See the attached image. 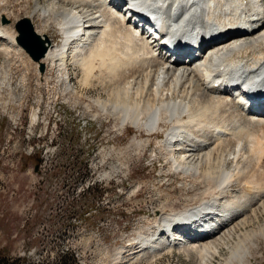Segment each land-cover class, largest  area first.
Here are the masks:
<instances>
[{
	"label": "bare ground",
	"instance_id": "1",
	"mask_svg": "<svg viewBox=\"0 0 264 264\" xmlns=\"http://www.w3.org/2000/svg\"><path fill=\"white\" fill-rule=\"evenodd\" d=\"M30 1L31 11L17 25L27 21L41 39L52 25L63 38L59 45L44 39L48 49L34 62L36 67L47 64L62 72L66 90L71 89L70 76H74L70 69H77L81 87L101 88L105 95L93 103L95 113L114 117L121 127L128 124L148 137L157 136L162 125H170L160 141L166 147L168 168L206 187L203 196L209 200L204 197L197 206L177 212H158L146 234L138 236L139 247L129 253L127 262L165 249H187V256L195 253V264H213L223 257V250L229 256L222 264H248L253 241L264 238L263 221V227L253 229L264 220V110L243 115L239 101L230 99L226 88L208 85L204 75L239 83L252 71L264 72V0H135L144 11L168 5L175 39L189 42L204 37V55L194 63L187 62L191 53L183 44L177 47L178 56L186 55L183 60L156 49L111 6L120 0H87L90 10L81 7L85 0ZM1 12L0 50L24 54L15 40L19 32L16 37L1 24L5 15ZM34 19L40 26L33 24ZM221 32L227 33L210 44L206 35ZM147 62L158 64L156 71L146 72ZM250 87L264 89L256 83ZM36 118L32 114L30 122ZM210 212L214 214L205 223L204 216ZM189 239L197 246L188 244Z\"/></svg>",
	"mask_w": 264,
	"mask_h": 264
},
{
	"label": "rangeland",
	"instance_id": "2",
	"mask_svg": "<svg viewBox=\"0 0 264 264\" xmlns=\"http://www.w3.org/2000/svg\"><path fill=\"white\" fill-rule=\"evenodd\" d=\"M87 2L81 7L90 10ZM0 3L1 24L17 37V23L26 19L32 1ZM42 39L57 45L63 41L52 25ZM0 52L5 53L0 54V254L22 258L23 264L50 263L68 250L78 264L198 262L194 252L185 254L187 249H165L127 262L158 212L209 200L204 185L168 168L161 142L171 126L162 125L157 136L148 137L128 124L121 127L114 117L95 113V101L105 95L101 88L81 87L77 69H70L74 76L66 90V77L54 67L44 64L38 80L37 63L24 50L25 55ZM155 64L147 62L144 70L156 71ZM261 222L253 229L263 227ZM257 239L248 264H264V238ZM188 244L197 246L191 239ZM221 254L213 264L229 256L227 250Z\"/></svg>",
	"mask_w": 264,
	"mask_h": 264
},
{
	"label": "water",
	"instance_id": "3",
	"mask_svg": "<svg viewBox=\"0 0 264 264\" xmlns=\"http://www.w3.org/2000/svg\"><path fill=\"white\" fill-rule=\"evenodd\" d=\"M17 33L19 32V36L16 38L17 44L25 51V53L29 56V58L33 62H39L45 55L47 51L48 41L41 39L36 34H34L31 30V25L26 21L20 27V25L16 26ZM23 30L26 31L27 37L22 38ZM34 38V39H33ZM33 41L31 42L30 40ZM38 70L40 73L43 72L44 66L39 65Z\"/></svg>",
	"mask_w": 264,
	"mask_h": 264
},
{
	"label": "trees",
	"instance_id": "4",
	"mask_svg": "<svg viewBox=\"0 0 264 264\" xmlns=\"http://www.w3.org/2000/svg\"><path fill=\"white\" fill-rule=\"evenodd\" d=\"M68 251L57 256L54 259V261L50 263L41 262L38 264H78V260L75 257V254H73L72 252H68ZM23 260L24 259L22 258H10V257L0 254V264H23L22 262Z\"/></svg>",
	"mask_w": 264,
	"mask_h": 264
}]
</instances>
